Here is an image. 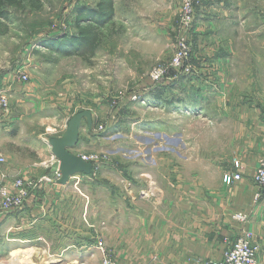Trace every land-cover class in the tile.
<instances>
[{"label":"crops","instance_id":"obj_1","mask_svg":"<svg viewBox=\"0 0 264 264\" xmlns=\"http://www.w3.org/2000/svg\"><path fill=\"white\" fill-rule=\"evenodd\" d=\"M90 1L93 8L99 0ZM179 2L112 0L115 15L101 29L122 27L138 36L137 29L170 27ZM86 8L76 14L84 15ZM192 31L193 60L200 66L194 64V70H202L211 83L218 78L220 113L234 125L212 180H192L186 169L180 179L157 162L145 168L119 166L108 157L96 171L91 163L89 172L77 171L59 182L55 172L61 163L52 149L61 144L66 155L80 157L99 148L91 127L94 114L89 123L80 118L74 144L73 138L65 139L69 118L53 145L47 139L50 118L32 116L43 111L47 96L52 99L53 86L43 88L30 74L26 84L12 74L0 77L12 107L7 125L15 121L12 131L0 127V154L6 159L0 170L10 179L33 183L24 205L0 214V261L7 254L18 262L12 253L24 250L37 264H85L80 255L99 238L117 264H200L221 260L248 230L264 264V191L256 201L253 182L264 156V0H196ZM136 41L142 45V39ZM234 158L242 163V177L226 185L222 175L233 168ZM235 213L248 219L236 220Z\"/></svg>","mask_w":264,"mask_h":264},{"label":"rangeland","instance_id":"obj_2","mask_svg":"<svg viewBox=\"0 0 264 264\" xmlns=\"http://www.w3.org/2000/svg\"><path fill=\"white\" fill-rule=\"evenodd\" d=\"M24 5L10 7L9 18L3 21L7 33L0 34V77L22 69L41 80L43 88L53 86L48 93L52 99L47 96L43 111L32 115L50 118L52 128L47 129V139H59L60 126L79 112L86 123L94 114L91 127L101 145L87 154L107 156L94 164V171L110 158L116 165L136 168L153 167L157 162L163 168L174 169L180 179L185 169L192 180L215 178V168L222 165L220 153L230 145L227 133L234 129L220 113L218 78L213 77L212 83L206 81L202 70H194L197 63L193 58L186 63L192 67L191 73L173 70V76L157 84L148 78L153 66L168 61L182 36L178 11L170 27L158 24L153 29H137L138 36L122 27H108L102 31L94 55L83 59L62 53L72 52L74 47L70 42L62 44L61 36L76 31V13L81 7L92 8L90 0H38L34 5ZM138 39L143 40L141 46ZM208 88L213 91L209 93ZM244 96L249 99L251 94ZM9 117L11 114L7 122H11ZM1 123L2 129L12 131V123ZM99 125L103 126L101 130L97 129ZM86 241L87 245L93 244L90 239ZM10 256L6 254L0 264H21ZM33 257L28 258L30 264H37ZM80 257L82 263L101 264L100 254L92 245Z\"/></svg>","mask_w":264,"mask_h":264},{"label":"built area","instance_id":"obj_3","mask_svg":"<svg viewBox=\"0 0 264 264\" xmlns=\"http://www.w3.org/2000/svg\"><path fill=\"white\" fill-rule=\"evenodd\" d=\"M196 0H180L178 6L179 29L182 36L178 39L175 51L167 62L157 64L150 69L149 80L158 82L164 78L170 70H180L192 72V67L186 66V63L193 58L192 29L194 22ZM13 77L16 81L26 84L30 81V75L25 70H15ZM10 100L6 90L0 89V122L8 124L6 121L10 110ZM102 125L97 127L98 130ZM95 128V131L97 130ZM81 159L93 164L105 159V154H82ZM6 163V159L0 154V167ZM233 168L222 175V182L231 185L239 181L242 177V163L238 158L232 159ZM57 177L59 171L55 172ZM253 182L258 188L255 194L256 201L262 197L264 191V156L258 160L253 173ZM33 183L30 179L23 177L9 178L6 171L0 170V214L13 209L20 208L26 202ZM233 218L242 222L248 219V215L235 213ZM242 234L236 238L226 250L221 260H206L200 264H260L259 247L253 241L252 233L248 230H242ZM93 248L98 251L101 257V264H117L110 251L104 246L101 239L97 238Z\"/></svg>","mask_w":264,"mask_h":264},{"label":"trees","instance_id":"obj_4","mask_svg":"<svg viewBox=\"0 0 264 264\" xmlns=\"http://www.w3.org/2000/svg\"><path fill=\"white\" fill-rule=\"evenodd\" d=\"M37 1L38 0H0V34L4 35L7 33V26L3 21L9 18L10 7H24V2L28 5H34ZM86 10L87 12L84 15H76V31L72 34L65 33L61 36L62 44L70 42L71 46L74 47V51L72 52H66V50L62 51L64 55L76 54V56H80L83 59L93 56L103 37L101 28L115 15L112 0H99L93 8ZM172 74H174V71L170 70L165 78L167 76H173ZM155 84H157V82Z\"/></svg>","mask_w":264,"mask_h":264},{"label":"water","instance_id":"obj_5","mask_svg":"<svg viewBox=\"0 0 264 264\" xmlns=\"http://www.w3.org/2000/svg\"><path fill=\"white\" fill-rule=\"evenodd\" d=\"M82 115L83 113L79 112L69 121V126L66 132L65 139L73 138L70 144H74L76 140L77 127L79 125V120ZM55 141H59V140H56V139L53 140V145ZM52 152H54L53 154H55V157L59 159L61 163L60 167L58 168L60 176L58 177L57 181L59 182H63L65 179H67L68 175L74 174L77 171L89 172V168L92 167L91 162H86L82 160L81 157L79 156L66 155L61 144H56V146H54V148L52 149Z\"/></svg>","mask_w":264,"mask_h":264},{"label":"bare ground","instance_id":"obj_6","mask_svg":"<svg viewBox=\"0 0 264 264\" xmlns=\"http://www.w3.org/2000/svg\"><path fill=\"white\" fill-rule=\"evenodd\" d=\"M26 252L27 251H24V250H16L12 253V255L15 257V259H18L19 261H21V264H30L31 263V261H30L31 260L30 259L31 254L29 256H26L25 255V254H27Z\"/></svg>","mask_w":264,"mask_h":264}]
</instances>
